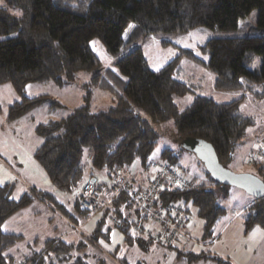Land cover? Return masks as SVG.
Masks as SVG:
<instances>
[{"label":"trees","instance_id":"trees-1","mask_svg":"<svg viewBox=\"0 0 264 264\" xmlns=\"http://www.w3.org/2000/svg\"><path fill=\"white\" fill-rule=\"evenodd\" d=\"M15 8L19 9L18 13L11 10ZM246 19H253L255 27L264 30V0H5L0 5V84L9 82L19 95V100L9 105L7 118H18L45 99L41 95L26 96L27 83L52 81L60 85L73 81L78 72L98 64L89 44L91 39L98 38L109 52H115L126 43L123 32L130 22L134 28L128 41L149 34L186 33L196 27L235 29ZM201 52L206 59L195 56L189 49H180L179 56L153 70L141 47H135L112 67L96 72L89 86L109 93L114 101L111 106L92 111L86 95L85 104L67 116L35 126L40 143L33 157L51 183L68 192L91 182L83 179L84 151L88 150L92 169L107 173L110 182L120 178L128 187L135 186L120 173L123 168L132 169L135 161L143 170L150 167V156L160 136H169L178 143L186 138L203 140L213 148L218 163L228 168L253 124L252 118L240 111L244 95L264 98V34L209 38L201 46ZM181 56L209 69L214 74L216 89L241 90L243 96L217 102L195 94L180 109L174 98L190 90L175 73ZM53 104L59 106L58 102ZM168 120H172V126L166 124ZM260 153L264 155V150ZM161 157L181 172L177 156L170 148H165ZM256 163L264 169L263 160ZM203 168L210 180L219 185L204 165ZM254 175L264 182V170L262 175ZM189 183L186 189L161 192L160 199L167 205L182 201L187 211L189 205L193 206L204 221L203 239H211L224 209L217 202L216 191L203 183ZM102 186L106 185L98 187ZM11 193L12 184H0V264H17L18 259L9 251L23 238L21 234L5 232L4 222L37 196L34 189L32 194L24 192L18 198H12ZM120 204L127 209V218L123 219L119 213ZM75 208L80 219L99 213L93 231L72 241L46 239L38 250L31 244L22 256L25 261L29 264H109L116 260L118 264H127L98 243V238L108 237L110 227L104 229L107 215L112 217L111 223L120 229L127 244L140 239L151 246L143 225H153V222L144 220L143 213L129 202L126 193H120L95 213L80 207L79 199ZM66 217L74 226L80 225L78 219ZM243 223L246 229L255 225L264 228V196L253 197L243 213ZM164 247L172 249L175 245ZM174 249L188 262L210 258L218 264H232L205 251Z\"/></svg>","mask_w":264,"mask_h":264},{"label":"rangeland","instance_id":"rangeland-1","mask_svg":"<svg viewBox=\"0 0 264 264\" xmlns=\"http://www.w3.org/2000/svg\"><path fill=\"white\" fill-rule=\"evenodd\" d=\"M4 2L5 0H2L0 5H4ZM11 10L14 13L19 12V9L16 8ZM255 25L253 19H246V21H240L235 29L221 30L196 27L186 33L149 34L128 41L130 32L134 28V24L130 22L123 32V39L126 43L115 52H109L98 38L91 39L89 44L98 59V64L90 70L78 72L73 81L60 85L52 81L48 83H27L24 92L26 96L41 95L45 99L20 117L11 120L7 118L8 107L14 101L19 100V95L9 82L0 84V184H12V198H18L24 192L32 194V189H34L37 196L34 198L33 207L40 210V212L33 215L36 217L35 221L29 222V226L24 228L27 238L31 237L33 233L40 235V238L57 235L63 227L68 230L69 225L65 216H70L73 211L75 212V202L79 199L83 186V184H80L67 192L57 189L48 179L45 171L33 157L34 150L40 143V137L35 133L37 124L46 122L49 119H60L67 116L75 108L85 104L86 95H88L87 103L92 111L105 110L111 106L114 103L111 95L96 88H91L89 86L91 78L96 72L112 67L114 62L135 47H141L149 67L157 70L179 56L180 49H189L195 56L206 59V55L201 52V46L209 38L264 34V30H259ZM175 73L179 79L186 82L190 87L186 95L174 98L180 109L188 105L195 94L205 95L217 102H229L243 96L244 93L241 90L216 89L214 87V74L194 59L186 56L179 57ZM53 102H58L59 106H54ZM240 111L251 117L253 124L247 129L242 144L235 150L233 161L228 169L235 174L246 172L262 175L263 166L256 162L264 161V155L260 153L261 150H264V98L257 99L248 93L245 94L240 104ZM166 124L172 126V120H168ZM165 148H170L177 156L176 163L184 170L183 172L181 170L183 177L192 183H203L216 191L217 202L224 209L214 225V236L211 239L204 240L203 218L197 214L193 206L189 205L188 232L193 239L189 244L197 248L196 243L205 242L206 245L201 244L200 249L213 254L216 253L215 251L221 252L226 255L225 257L232 258L236 263L238 262L237 264H248V257L239 253V249L245 246L248 252L254 251L251 254L250 264L264 263V228L255 225L246 229L242 219L245 208L249 201L253 199V196L244 189L234 184L224 183L222 180L219 181V185L213 183L205 173L204 164L200 158L195 153L183 148L182 145L169 136L159 137L151 153L149 164L158 160L165 162L161 157V153ZM87 154L88 150H85L84 161L86 167L83 179L91 180V178H95L94 184L97 186L109 185L110 177L102 170L92 169ZM153 169L147 167L143 170L138 167V162L135 161L132 164V170L129 167L123 168L120 175L130 185L146 184L147 178L154 171ZM223 187L225 188L224 191ZM39 202H45L47 206L50 205L53 208L48 211L41 208ZM31 208L32 205H28L27 211L30 212ZM119 210L123 219L127 218V209L122 204H120ZM98 217H100L99 214L95 215V218L85 225L84 231L79 230L81 236L85 237L87 233L92 231L93 223L96 222ZM111 219L112 217L108 215L104 229L110 227L109 232L112 241L116 243L117 240L122 238L121 244L124 240L123 233L111 223ZM225 222H230V225L223 234L217 237L218 230L215 231V228L219 229ZM238 227H240V230ZM258 240L262 242L261 249H257L259 245L254 246V243ZM190 245L185 248L188 250ZM146 247L157 246L148 245ZM40 248L37 244L35 250ZM170 250H167V253L175 252ZM164 261H169V254L165 256ZM160 264L165 263L161 262Z\"/></svg>","mask_w":264,"mask_h":264},{"label":"built area","instance_id":"built-area-1","mask_svg":"<svg viewBox=\"0 0 264 264\" xmlns=\"http://www.w3.org/2000/svg\"><path fill=\"white\" fill-rule=\"evenodd\" d=\"M150 167L154 171L146 184L128 187L120 178L102 187L92 182L85 183L79 198L80 207L95 213L124 192L129 202L141 210L144 220L153 222V225H143V231L151 245L171 246L189 241L190 216L184 202L167 205L160 199L161 192L171 193L177 188L186 189L190 186L189 181L183 177L178 167L167 162L152 161ZM135 230H138V225Z\"/></svg>","mask_w":264,"mask_h":264},{"label":"crops","instance_id":"crops-1","mask_svg":"<svg viewBox=\"0 0 264 264\" xmlns=\"http://www.w3.org/2000/svg\"><path fill=\"white\" fill-rule=\"evenodd\" d=\"M251 201H249V204L251 203ZM34 203L35 202L33 200V202L31 204H29V205H32L30 212L27 211V208H28V206H27L26 208L20 210L19 212H17L13 216H11L9 219H7L3 224L4 227H2L5 232H11V233H17V234L23 235L22 240H20L19 243L15 247L11 248V250L9 251L16 257V259H18L17 264H29L27 261L24 260V258L22 256L25 255V253L29 250L31 244H35V247L38 244V246L41 247L42 244L44 243V241L46 239H49V238H63L67 241H72V240L78 239L80 237L79 230H81V229L83 230L85 225L91 219H94L95 215L99 214V213H96L94 215H91L87 219H80L77 211H75V212L73 211L71 216L78 219V224H80V225H78V226L76 225V227L80 226L79 229H76L74 227V224L72 223V221L69 220L68 217H66L64 215L66 218V222L69 225L68 230H66L63 227L62 231L57 235H52V236L48 235V237L40 238V235H38L37 233H33L31 235V237L27 238V233L24 230V228H27L29 226V222H32V221L34 222L36 217H34L33 215L40 212V210L38 208L33 207ZM39 204H41V208H45L48 211H51V208H53L50 205L47 206V204L45 202H39ZM247 206H246V208H247ZM98 219H99V217H98ZM98 219L96 220L95 223H93L94 227L96 226ZM242 219H243V216H242ZM229 225H230V222H228V223L225 222L222 225V227L220 226L219 229L215 228V231L218 230L217 231L218 232L217 237H218V235L223 234ZM94 227L92 228V231H93ZM189 229H190V227H189ZM202 229H203V227H202ZM238 229L240 230V227H238ZM87 234H90V233H87ZM107 236L108 237L106 240L102 237L98 238L99 239L98 240L99 245L101 247H104L110 253L115 252V254L118 256V258L123 259L127 264H139V263L140 264H160L161 262H164L165 264H218L215 260L210 259V258L201 259V260H197V261H193V262H188V261L178 257L177 252L175 251L174 248L182 249L183 251H189V252H193V253L205 251L204 249H200V246L206 245V244H204L205 242L204 243H196L195 245H197V248L194 247V245L189 244L190 241H193L192 237H191V240L184 242V243L176 244L175 247L171 249V248H167V247H151V248L149 247V248H147L144 241L140 240V239H139V241H136V242L133 241L130 244H127L123 240V242L120 244V242L122 241V238L121 239L118 238L120 240H117V242L114 243V241H112V239H111L110 232L107 234ZM123 239H124V237H123ZM188 245H190V247L187 250L185 247H187ZM256 245H259V247L257 249H261L262 242L260 240H258V242L254 243V246H256ZM170 249L174 250L175 252L167 253V250H170ZM205 252H207V251H205ZM215 252L216 253H214V254L210 253V255L219 256L223 259L226 258L225 260L230 261L232 264L238 263V262L236 263V261H234L232 258L230 259V258L225 257L226 255L222 254L221 252H217V251H215ZM239 253L248 257L247 263L250 264V262L252 260L251 254H253L254 251L248 252L247 248L245 246H243L239 249ZM167 254H169V261H164L165 256H167ZM109 263L110 264H118V262L116 260L110 261Z\"/></svg>","mask_w":264,"mask_h":264},{"label":"water","instance_id":"water-1","mask_svg":"<svg viewBox=\"0 0 264 264\" xmlns=\"http://www.w3.org/2000/svg\"><path fill=\"white\" fill-rule=\"evenodd\" d=\"M179 144L186 150L195 153L215 180L234 184L256 198L264 196V182L259 177L246 172L235 174L228 168L222 167L217 161L213 148L205 141L186 138L180 141ZM91 182L94 183L95 178H92Z\"/></svg>","mask_w":264,"mask_h":264},{"label":"snow or ice","instance_id":"snow-or-ice-1","mask_svg":"<svg viewBox=\"0 0 264 264\" xmlns=\"http://www.w3.org/2000/svg\"><path fill=\"white\" fill-rule=\"evenodd\" d=\"M0 2H2V0H0ZM130 27H132V26H130Z\"/></svg>","mask_w":264,"mask_h":264}]
</instances>
